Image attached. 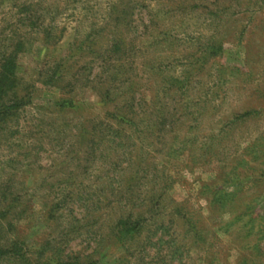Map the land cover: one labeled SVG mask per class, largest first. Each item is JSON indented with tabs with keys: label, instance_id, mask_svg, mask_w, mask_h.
<instances>
[{
	"label": "rangeland",
	"instance_id": "obj_1",
	"mask_svg": "<svg viewBox=\"0 0 264 264\" xmlns=\"http://www.w3.org/2000/svg\"><path fill=\"white\" fill-rule=\"evenodd\" d=\"M15 50L0 264H264V0H0Z\"/></svg>",
	"mask_w": 264,
	"mask_h": 264
},
{
	"label": "trees",
	"instance_id": "obj_2",
	"mask_svg": "<svg viewBox=\"0 0 264 264\" xmlns=\"http://www.w3.org/2000/svg\"><path fill=\"white\" fill-rule=\"evenodd\" d=\"M16 47L18 49L19 45ZM206 50L209 51V57L214 55L213 53L216 51L215 48L212 46H208ZM60 78L61 76L58 75V72H54L51 79L53 81L54 80L56 81ZM17 87H18V76H17L16 50L12 53L0 54V122L1 121L4 122L6 121V119L16 116V114L19 112L20 109L28 105L24 103V100L22 98L20 99L15 96ZM57 106L61 108H66V107L75 108L79 105L75 104V102H71L70 100H60L57 102ZM131 107L133 110L134 106ZM105 114L109 115L113 119H116L119 125H123V124L129 125L131 123V121H127V118L125 116L118 115L115 112L108 111L105 112ZM110 119L111 118H109V120ZM135 184L132 183V186H128L126 189H123L125 190L124 191L125 196H128L127 194H129L130 191L132 193ZM130 196L133 195L130 194ZM126 200L129 199L126 198ZM143 222L144 220H141V218L132 220L131 217L120 219L119 221H117L116 224V228H118L117 241L121 244L122 243L125 244L126 240L135 238V236H137L141 232L143 228ZM21 245H24V242L13 243V245L7 250L0 249V256L11 254L15 258L18 257L19 259H21L23 263H28V260L25 258L24 254H22V250L20 248ZM42 264H50V263L43 262ZM56 264H97V263L94 261L81 262L80 258L77 256H67L65 258H59L56 261Z\"/></svg>",
	"mask_w": 264,
	"mask_h": 264
}]
</instances>
